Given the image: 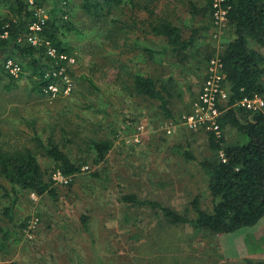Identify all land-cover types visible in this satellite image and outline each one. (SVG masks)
<instances>
[{"label":"rangeland","instance_id":"rangeland-1","mask_svg":"<svg viewBox=\"0 0 264 264\" xmlns=\"http://www.w3.org/2000/svg\"><path fill=\"white\" fill-rule=\"evenodd\" d=\"M27 1L33 5L35 0ZM82 1L48 0L37 10L44 20L67 11L74 27L64 30L74 55L59 73L64 76L56 89L33 91L30 71L20 76V70L11 69L20 67L19 55L10 59L11 50L0 55V149L34 150L57 188V197L23 192L11 223L3 214L10 200L0 186V244L6 232L10 235L0 250V264L264 262V217L235 232L214 233L173 224L158 208L122 200L135 194L192 217V202L198 198L203 209L212 210L214 199L199 164L212 155L208 134L190 128L184 116L200 93L207 57H219L234 37L227 19L212 23L204 0H125L97 23L83 12ZM6 15L8 8L0 1V17ZM149 16L171 22L184 38L199 29L196 41L182 54L167 50L149 55L144 46L156 51L168 47L164 37L143 33ZM252 45L264 53V45ZM5 59L6 69L20 76L18 86L10 89ZM138 73L168 84L173 118L165 117L158 100L134 90ZM223 132L230 143L239 139L236 128ZM105 138L114 141L113 148L106 161L95 164L91 140ZM50 139L83 165L80 173L65 176L55 169L40 145ZM185 150L197 160H188ZM0 184L7 186L1 176Z\"/></svg>","mask_w":264,"mask_h":264},{"label":"trees","instance_id":"trees-1","mask_svg":"<svg viewBox=\"0 0 264 264\" xmlns=\"http://www.w3.org/2000/svg\"><path fill=\"white\" fill-rule=\"evenodd\" d=\"M0 1L8 8V15L0 17V55L11 50V59L18 54L21 58L20 76L30 71L27 76L32 82V90L39 94L51 92L50 86L63 78L64 73H59L74 55V47L64 40V30L74 29L68 12L63 11L61 15L55 13L45 19L42 29L38 31L42 45H34L28 42V36L34 32L31 26L41 22L37 10L48 0H35L33 5L27 0ZM52 1L55 4L69 3V0ZM204 1V11L210 13L211 22L214 23V0ZM124 2L125 0H83L81 8L97 23H102ZM225 7H228L227 23L233 29L234 37L219 55L224 63L226 84L230 91L227 109L219 122L224 131L227 127L236 128L239 139L230 143L224 132L218 137L213 131H207L208 147L212 155L199 161V164L207 176L208 187L214 199L212 210L203 209L200 200L195 198L192 202L195 214L191 217L158 201L142 199L135 194L122 197L123 201L130 204L160 209L173 224H191L214 233L235 232L255 225L264 217V110L253 111L240 105L244 98L264 94V53L252 45L253 42L264 45V0H226ZM147 22L149 25L144 27L143 33L160 35L168 43V47L158 51L144 46L143 50L149 55L167 50L176 54L183 53L194 44L199 32V29H194L191 37L184 38L180 28L169 21L152 20L149 16ZM49 47L55 51L54 55L46 52ZM7 60L5 59L2 68L11 78V83L7 85L10 89L18 86L20 76L15 77L6 69ZM207 60H210V56ZM133 84L138 94L160 102L159 108L166 118L174 117L169 105L172 94L168 84L159 85V80L150 74L140 73L133 76ZM91 144L95 152L94 163L100 164L107 160L114 141L107 138L93 139ZM40 145L53 158L55 169L65 176L81 172L83 165L77 164L51 139L47 144L41 142ZM183 153L188 160H197L190 151L185 150ZM0 176L7 184H0L5 191L3 196L10 200V205L4 207L3 214L11 223L16 220L15 214L23 192L57 197L52 176L49 177L31 148L17 149L14 152L0 149ZM9 236L6 232L0 250L6 246ZM7 264L19 263L12 261ZM247 264L264 262L249 261Z\"/></svg>","mask_w":264,"mask_h":264},{"label":"built area","instance_id":"built-area-1","mask_svg":"<svg viewBox=\"0 0 264 264\" xmlns=\"http://www.w3.org/2000/svg\"><path fill=\"white\" fill-rule=\"evenodd\" d=\"M225 1L214 0L213 2L215 24H221L227 19L228 7H225ZM44 23V19H41L40 23L31 26L34 32L28 36L29 43L38 45L42 42L38 31L42 29ZM47 51L51 55L55 53L50 47ZM11 69L15 73L20 70V67L12 66ZM50 89H56V87L52 85ZM229 96L230 91L226 84L224 63L220 57H213L207 65L205 79L198 97L192 104V111L184 116L185 124L190 128H202L206 131H213L218 137L222 136L223 129L219 120L227 109ZM240 105L250 110L263 109L264 98L256 94L253 98H244Z\"/></svg>","mask_w":264,"mask_h":264}]
</instances>
